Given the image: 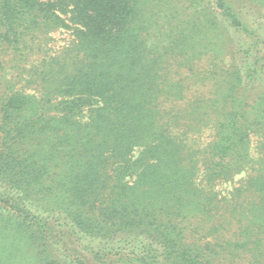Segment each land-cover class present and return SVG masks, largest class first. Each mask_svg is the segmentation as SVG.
I'll return each mask as SVG.
<instances>
[{"label":"trees","instance_id":"1","mask_svg":"<svg viewBox=\"0 0 264 264\" xmlns=\"http://www.w3.org/2000/svg\"><path fill=\"white\" fill-rule=\"evenodd\" d=\"M0 264H264V0H0Z\"/></svg>","mask_w":264,"mask_h":264},{"label":"rangeland","instance_id":"2","mask_svg":"<svg viewBox=\"0 0 264 264\" xmlns=\"http://www.w3.org/2000/svg\"><path fill=\"white\" fill-rule=\"evenodd\" d=\"M255 143H256V139L254 137H252L251 139V153L254 154V146H255ZM244 175V173H240V174H237L235 177H234V181L232 182H226V183H223V184H220L218 186L219 189H230L232 186H233V183L236 182L240 177H242Z\"/></svg>","mask_w":264,"mask_h":264}]
</instances>
